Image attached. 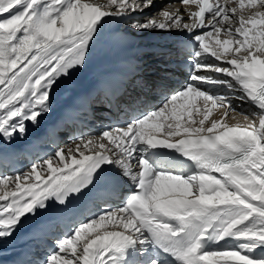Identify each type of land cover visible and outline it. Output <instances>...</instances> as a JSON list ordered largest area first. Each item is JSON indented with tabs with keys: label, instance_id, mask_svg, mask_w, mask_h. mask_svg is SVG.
Returning a JSON list of instances; mask_svg holds the SVG:
<instances>
[{
	"label": "snow or ice",
	"instance_id": "6c2138e0",
	"mask_svg": "<svg viewBox=\"0 0 264 264\" xmlns=\"http://www.w3.org/2000/svg\"><path fill=\"white\" fill-rule=\"evenodd\" d=\"M179 4L141 20L153 0H0L3 142L51 112L109 21L188 34L187 73L155 102L0 174V244L53 205L69 221L23 264H264V0Z\"/></svg>",
	"mask_w": 264,
	"mask_h": 264
},
{
	"label": "bare ground",
	"instance_id": "6f19581e",
	"mask_svg": "<svg viewBox=\"0 0 264 264\" xmlns=\"http://www.w3.org/2000/svg\"><path fill=\"white\" fill-rule=\"evenodd\" d=\"M150 10H149V12H150ZM144 11L146 12V14L148 13L147 9H145ZM152 14L153 13H150L149 15L151 16ZM63 85H64V82H61V84L58 85L54 89V91L52 93V103L59 101L61 99V97L68 94V92L66 90L67 87L63 86ZM57 95H60V96H57ZM221 115L222 114L217 115V116H213L212 118L219 119L221 117ZM233 115H235V119L226 118L227 123H229V124H235L237 122L246 123L243 120L242 116L236 115L235 113H233ZM53 119H54V115H53L52 110H51L50 113H47L40 118V123L38 126L29 123L27 125V129H28L27 134L23 138H21L19 135H17L15 137V139H13L10 143L0 141V157H2V156L6 157V155L9 151H11V152H14L15 150L16 151H23L24 149H26L27 146H31L33 144V140H34L33 136L36 134H39L42 137L43 134H45V132H46L45 131L46 124L49 121H52ZM206 126H208V125H206ZM88 135L89 134H86L84 136H88ZM72 141H74L73 136L66 134L62 138V142L60 144V147L67 146V145L71 144ZM45 146L49 147V148H53L51 145H45ZM55 150H51L47 154L54 153ZM38 160L39 159H36L35 162H37ZM14 173L15 172H8V170L6 168L3 174L13 175ZM44 213H45V211H41V212H38L35 217H30L27 221H25L24 225L16 231L14 236L16 237L17 240H19V242L15 246L11 247V244H6V243L0 244V258H1L2 262L6 263V264H15L14 262L18 263L20 260H21L20 262H25V259L23 258V254L29 252L28 245H27V242L29 240L33 239L34 237H39V236L45 237L46 239L49 240L50 237H52L54 234L56 235V237L61 234L60 232H51L50 228L57 226V223L58 224H60V223L65 224V222L62 221L61 219H56V220H53L51 222H50V219L44 220V219H42ZM64 231H65V227H64ZM25 233L29 236L28 238H26ZM54 239H52V241H54ZM37 259H40V258H35L34 260H37Z\"/></svg>",
	"mask_w": 264,
	"mask_h": 264
},
{
	"label": "rangeland",
	"instance_id": "374dc122",
	"mask_svg": "<svg viewBox=\"0 0 264 264\" xmlns=\"http://www.w3.org/2000/svg\"><path fill=\"white\" fill-rule=\"evenodd\" d=\"M22 230V229H21ZM27 233V232H26ZM26 235V238H28L29 236ZM19 242V240L16 239V237L13 235L12 238L10 240H7V241H3V243H6V244H11V247L15 246L17 243Z\"/></svg>",
	"mask_w": 264,
	"mask_h": 264
}]
</instances>
